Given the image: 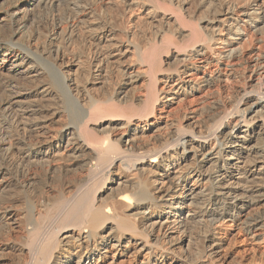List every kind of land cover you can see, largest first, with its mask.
Returning <instances> with one entry per match:
<instances>
[{"label": "bare ground", "instance_id": "obj_1", "mask_svg": "<svg viewBox=\"0 0 264 264\" xmlns=\"http://www.w3.org/2000/svg\"><path fill=\"white\" fill-rule=\"evenodd\" d=\"M2 114L0 264H240L219 229L264 231V0H0Z\"/></svg>", "mask_w": 264, "mask_h": 264}, {"label": "rangeland", "instance_id": "obj_2", "mask_svg": "<svg viewBox=\"0 0 264 264\" xmlns=\"http://www.w3.org/2000/svg\"><path fill=\"white\" fill-rule=\"evenodd\" d=\"M238 1V0H235ZM192 6V4H190ZM189 5V6H190ZM193 7V6H192ZM192 7H190L192 9ZM29 21H26L25 24L29 29H31L32 33L35 35H38L42 40H47L48 36L54 33H69L72 32L74 28V23L71 18V16L68 15L64 5L56 6H48V5H38V7L32 9L29 14ZM29 22V23H28ZM38 33V34H37ZM41 35V36H40ZM249 37L247 39H251V33H248ZM248 41V40H247ZM249 42V41H248ZM16 50V49H15ZM224 96V97H223ZM222 98L226 100L228 97L224 93L222 94ZM2 120V121H1ZM4 120V121H3ZM4 122V123H3ZM9 116L7 114H2L0 117V159L2 157V162H5L6 156L3 155V150L5 146H7V136L4 130L5 128H9ZM3 128V129H2ZM4 130V132H3ZM99 135H104L101 132H98ZM2 150V151H1ZM61 161V160H60ZM61 163L57 162L56 164ZM33 170V169H32ZM41 171L38 173L39 176L44 178L45 171L44 169H38L36 171ZM31 171V170H30ZM32 172V171H31ZM45 180V179H44ZM110 180L102 181V179L97 183L96 182V191L101 189L103 185H109ZM43 186V185H42ZM45 187H40L39 191H44L43 189ZM20 188H16V190H19ZM44 194V195H43ZM47 193L44 191L41 196H45ZM120 198L125 199L127 197L128 200H130L128 195L123 196V194L119 195ZM227 226L225 228H220L219 232L221 235L229 237L230 244L227 248H225L222 252L227 254L229 256V259L232 261H239L240 264H264V231H260L257 236L251 237L247 235L243 230L237 229L238 227L235 226V224L229 222H226ZM232 226V227H231ZM235 226V227H234ZM231 232V233H230ZM263 237V238H262ZM108 253L107 258H97L95 256L94 264H136L138 261H140L143 257V253H137L136 255H132L131 252L122 255L117 256L115 254V258L113 262L110 260V256L114 251L108 247ZM225 251V252H224ZM7 251L3 252L1 260L3 261V264H14L18 256H16V253H6ZM9 254V255H8ZM13 255V256H12ZM1 256V257H2ZM15 260V261H14ZM96 261V262H95ZM111 261V262H110ZM110 262V263H109Z\"/></svg>", "mask_w": 264, "mask_h": 264}]
</instances>
